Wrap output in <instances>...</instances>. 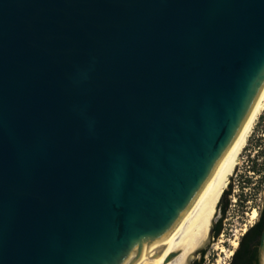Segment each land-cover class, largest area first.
Returning <instances> with one entry per match:
<instances>
[{
	"label": "water",
	"instance_id": "1",
	"mask_svg": "<svg viewBox=\"0 0 264 264\" xmlns=\"http://www.w3.org/2000/svg\"><path fill=\"white\" fill-rule=\"evenodd\" d=\"M263 84L264 0H0V264H155Z\"/></svg>",
	"mask_w": 264,
	"mask_h": 264
},
{
	"label": "rangeland",
	"instance_id": "2",
	"mask_svg": "<svg viewBox=\"0 0 264 264\" xmlns=\"http://www.w3.org/2000/svg\"><path fill=\"white\" fill-rule=\"evenodd\" d=\"M261 115H264V107L255 120L246 145L239 155V163L235 171L229 176L228 183L231 182L232 190L229 195V209L222 222V230L216 238H213L212 234L208 236L207 241L195 250L189 264L200 257L202 249H205L203 264H228L232 255H228V252L234 249L232 242L238 241L244 232L243 229L246 230L256 218L251 217V212L254 208L257 210L264 183V117L260 118ZM251 160L256 161L259 171H253L249 167ZM245 179H249V183L244 184ZM219 214L216 207L212 226Z\"/></svg>",
	"mask_w": 264,
	"mask_h": 264
},
{
	"label": "bare ground",
	"instance_id": "3",
	"mask_svg": "<svg viewBox=\"0 0 264 264\" xmlns=\"http://www.w3.org/2000/svg\"><path fill=\"white\" fill-rule=\"evenodd\" d=\"M263 107L264 84L251 107L240 136L217 180L199 203L181 219L175 230L150 252V260L152 262L155 264H189L195 250L207 241L208 232L216 213L217 202L223 194L225 187L228 186L227 183L228 180H230L229 176L235 171L234 169L239 163V155L246 145L255 120L261 113ZM251 217H256L255 209L252 210ZM244 230L245 228L243 231ZM232 245L235 247L237 241L234 240ZM171 251L176 252L175 256L168 262H163L165 256ZM232 252L233 251L230 249L228 255H231Z\"/></svg>",
	"mask_w": 264,
	"mask_h": 264
},
{
	"label": "flooded vegetation",
	"instance_id": "4",
	"mask_svg": "<svg viewBox=\"0 0 264 264\" xmlns=\"http://www.w3.org/2000/svg\"><path fill=\"white\" fill-rule=\"evenodd\" d=\"M262 186L263 187L260 195L259 205L257 207V210L254 208L256 210V218L253 223L249 225V227H251L256 221L258 222V224L249 232V234L245 238H243L244 244L240 247L239 244L241 237L239 238L236 247H234V249L232 250L233 252L230 260L228 261V264H260L259 243L261 232L264 229V183ZM246 230H244V232ZM244 232L242 233V235L244 234ZM238 248L239 251L235 254L234 252Z\"/></svg>",
	"mask_w": 264,
	"mask_h": 264
},
{
	"label": "trees",
	"instance_id": "5",
	"mask_svg": "<svg viewBox=\"0 0 264 264\" xmlns=\"http://www.w3.org/2000/svg\"><path fill=\"white\" fill-rule=\"evenodd\" d=\"M264 115H261L260 118L263 119ZM253 171H259V168L257 167V163L256 161L254 160H251V165L249 166ZM244 184H247L249 183V179H245L244 181ZM231 190H232V184L231 182L228 183V186L227 188H225L223 191V194L221 195V197L219 198L218 200V210L220 212L218 218L216 219L214 225H213V229H212V237L213 238H216L221 230H222V222H223V219L225 218L226 214H227V211L229 209V205H230V198H229V195L231 193ZM258 224V222L256 221L251 227H249L245 232L244 234L241 236V240H240V244H239V247L241 245L244 244L243 242V238H245L249 232ZM239 251V248L234 252L235 254L238 253ZM204 252H205V249H202L201 250V255L200 257L195 260L192 264H203L204 262ZM233 257V256H232Z\"/></svg>",
	"mask_w": 264,
	"mask_h": 264
}]
</instances>
